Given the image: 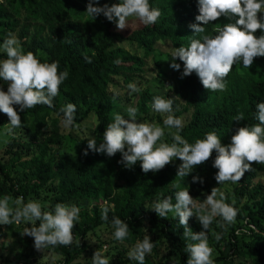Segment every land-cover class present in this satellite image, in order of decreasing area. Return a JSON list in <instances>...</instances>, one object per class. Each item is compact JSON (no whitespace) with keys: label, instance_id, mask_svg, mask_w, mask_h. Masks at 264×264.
Listing matches in <instances>:
<instances>
[{"label":"trees","instance_id":"16d2710c","mask_svg":"<svg viewBox=\"0 0 264 264\" xmlns=\"http://www.w3.org/2000/svg\"><path fill=\"white\" fill-rule=\"evenodd\" d=\"M6 2L17 16L52 28L49 44L34 36L27 45L25 30L21 32V40L28 52H33L41 62L58 61V71L67 70L69 76L60 85L59 94L53 100L54 108L37 105L19 112L18 106H14L30 141L20 144L12 139L4 154L0 155V196L8 194L13 198L23 197L27 202L31 192L41 190L53 179H60L59 202L75 204L83 209L89 202L101 197L108 201L109 221L106 223L101 220V211L105 206L101 209L93 207L92 216H87L74 228L80 238L84 239L100 226L111 227V219L115 216L125 221L130 229L123 243L135 244L137 240L143 239L144 229L149 224L151 229L157 231L160 240L171 242L175 252L181 255L180 263L174 264H186L188 257L184 251V229L179 225L178 217L168 213L166 218H161L150 210L147 203L168 196L173 197L175 203V192L184 187L189 188L190 175L177 178V168L171 164L157 173L145 174L140 162L133 167L135 171L129 172L124 164L118 163L121 160L120 153L109 158L106 154L91 150H88L87 156L83 152L87 149L88 138L94 137L99 145L107 124L113 120V113H120L121 107L112 97L114 87L118 86L117 78L130 81L129 76L138 72L144 64L137 55L115 48V42L134 43L146 56L155 52V45L167 41L173 48L188 46L191 39L199 38V35L193 37L195 33L190 28L199 15L198 0H149L153 8L161 11L157 22L143 25L136 17H129L124 30H117L115 24L103 15L95 19L89 16L90 24L84 30L78 27L77 23L84 18L82 5L85 0ZM104 4L111 6L115 3L99 0L96 6L102 7ZM220 19L205 26V34L214 35V25ZM55 24L60 27H53ZM16 27L17 23L0 7V32L8 35ZM22 49L25 51V48ZM85 55L91 63L85 61ZM0 59H6V54H0ZM181 64L183 66L182 61ZM226 80V90L213 92L202 86L194 72L185 77L180 98L193 109V115L192 121L183 127L180 134L189 143L197 138L202 139L207 132L215 131L222 145H227L237 128L259 123L255 114L256 105L264 102V57L255 58L251 71L235 64ZM0 85L7 91L6 82L0 80ZM147 102L146 98L141 101L137 114L139 121L150 114ZM67 103L76 105L75 124L81 125L89 119L95 121L90 136L83 138L75 135V126L71 129L61 126L55 113ZM238 112L244 114V119L239 123L233 121ZM44 133L46 135L42 136ZM214 159L215 152L207 162L196 167L205 170L208 175H215L217 170L212 167ZM251 167L252 170L245 173L235 189L241 198L250 190L258 174L264 172L262 164L253 163ZM16 173L22 174L17 177ZM118 178L124 179L122 185L118 183ZM173 181L179 184V188L173 187ZM251 193L255 209L248 205L241 209L246 221L230 233V239L221 248L220 257L214 259L215 264H240L237 261L242 257L252 264H264V185H257L251 189ZM189 227L194 232L201 231L195 217L190 218ZM238 230L241 232L238 233ZM50 248L62 256V261L57 264H83L78 263L77 259L86 251L87 245L82 242ZM152 258L146 256L144 264H172L169 258L164 262H156ZM117 264L138 262L127 259Z\"/></svg>","mask_w":264,"mask_h":264},{"label":"clouds","instance_id":"9594fccd","mask_svg":"<svg viewBox=\"0 0 264 264\" xmlns=\"http://www.w3.org/2000/svg\"><path fill=\"white\" fill-rule=\"evenodd\" d=\"M98 3L99 0H89L84 14L94 19L103 15L115 24L117 30L127 28L129 17H136L143 25H150L155 24L161 16V11L153 8L149 0H119L111 6H93ZM198 11L196 23L190 28L195 33L193 37L199 35V38L191 39L188 46L174 48L170 67L180 71L181 65L175 62V58H178L183 62L181 79L194 72L205 89L224 91L227 87L226 77L235 64L242 63L244 68H250L254 58L264 57V0H198ZM220 17L238 19L234 23L215 24V34H205V26ZM258 30L262 33L259 37L255 35ZM0 52L6 54V59H0V80L7 85V91L0 85V113L5 114L10 121L3 126L6 133L13 134L14 129L22 125L21 116L14 106H18L19 112L37 105L54 108L53 100L69 73L67 70L58 71V61L41 62L33 52H25L12 33L0 43ZM84 59L91 63L87 55ZM127 88L130 95L142 91L137 83H129ZM173 103L174 99L160 95L152 98V110L166 114L163 126L156 121L138 122V109L131 105L125 108L124 113H113V120L107 124L102 141L97 145L94 137L86 139L87 149L83 155L87 156L88 150L106 154L109 158L120 153L121 160L118 163L131 167L139 161L145 174L157 173L179 158L182 163L177 169L178 178L187 177L194 166L204 164L215 152L212 167L217 170L214 178L219 185L239 182L246 172L252 170L253 163L264 165V102L256 105L255 119L259 123L237 128L227 145H222L215 131L207 132L202 139L197 138L189 143L180 134L184 122L175 116ZM76 111L75 104L67 103L55 113L64 129L79 127L75 124ZM243 119V112L233 117L237 123ZM165 129L171 136V143L164 139ZM192 182L203 184L204 181L194 176ZM171 184L179 188L178 183L173 181ZM174 200L175 203L171 196L159 198L152 204L151 210L161 218H166L168 213L178 217L179 225L184 229V251L188 257L186 264H215L212 259L214 249L209 245L211 225L217 217L220 218L217 227L224 231L235 224L239 210L235 208L234 202H226L220 187H213L211 194L203 200L194 199L189 194V188L184 187L175 192ZM80 211V207L75 204L58 202L45 210L39 200L29 199L25 202L23 197L13 198L8 194L0 196V225L24 224L22 236L33 238L34 248L39 252L58 245H71L75 239L73 229L80 220ZM108 213L109 207L105 206L101 211V220L106 223L109 221ZM192 217L202 226L201 231L194 232L189 227ZM111 227L115 240L123 242L128 238L130 229L125 221L113 216ZM211 234L216 241L221 239V233L212 231ZM154 246L150 236L145 235L131 247L128 258L144 264L146 254H150ZM105 251L106 247L96 250L91 264H110L109 258L104 255Z\"/></svg>","mask_w":264,"mask_h":264},{"label":"rangeland","instance_id":"374dc122","mask_svg":"<svg viewBox=\"0 0 264 264\" xmlns=\"http://www.w3.org/2000/svg\"><path fill=\"white\" fill-rule=\"evenodd\" d=\"M109 1L117 3V0ZM88 2L89 0H85L82 5L84 13L86 12ZM96 5L97 4H94L93 6ZM0 7H2L4 11L7 12V15L17 23V27L12 34H14L18 39L19 46L21 48H25V52H28V50L27 46H24L23 41L21 40V32L23 30L26 31L25 41L27 45L31 42L34 36L39 37L41 40L49 44V39L52 35L51 27L45 26L44 24L37 21H27L23 16H17V14L10 10L9 3L6 2V0H0ZM83 17L84 18L77 23L78 27H80L82 30H84L85 27L90 24V22H88L89 16L84 14ZM235 19H238V17H235L232 20H229L226 17H221L218 24L224 25L227 23H234ZM53 27L58 28L60 27V25L55 24ZM261 34L262 33L259 30L255 33L257 37H259ZM7 36L8 35L0 32V43H2ZM115 48H121L137 55L142 59L144 63L138 72L129 76L131 78L130 81H125L121 78H117L116 80L118 86L114 87V93H112V97L117 102V105L121 107L120 113H124L125 108L129 105L136 107L139 110L142 105V99L146 98V100L149 101L147 102V107L150 109V114L148 116L141 117V120L139 122H142L143 120L149 122L156 121L161 126H163V120L166 114L156 113L151 108L152 98L154 96L160 95L166 99H174L172 107L175 116L183 119L184 126L188 125L192 121L193 109L189 108L186 101L180 98L181 87L183 85L185 77L183 79L180 78L183 72V66L178 58H175V62L181 65L180 71H176L170 67V64L173 62V58L171 56L174 50L171 43L167 41L165 44L163 43L155 45V47L153 48L155 49V52L150 53L149 56H146L145 52L139 49L136 44L130 42L121 40L116 41ZM2 53L3 52H0V54ZM237 64L241 69H245L247 71H251V68L254 66V62L250 68H244L242 66V63ZM129 83H137V85L142 88V91H140L139 93H132L130 95V90L127 88V85ZM8 123H10L8 117L5 114L0 113L1 156L4 154V151L7 149L8 144L12 139H16L18 142H20V144L23 141H30V138L26 136V130L22 125L21 127L14 129L13 134H7L6 129L3 126ZM94 125L95 121L93 119H89V121H86L85 123L79 125V127H76L74 129V133L75 135L78 134L79 137L85 138L91 135V128ZM172 131L174 132L175 129H172ZM165 132L166 135L164 139L167 142L171 143V136L167 134L168 130L165 129ZM45 135L46 133H44L42 136ZM138 162L136 164H138ZM181 163L182 161H180L179 158H175L170 164L178 169ZM135 165L126 167V169L129 172H133L135 171V169L133 168ZM21 174L22 173H16L15 175L17 177H20ZM189 175V193L194 199L203 200L206 198V195L211 194V189L213 187H220V190L225 194L226 202L229 204H233L234 202L235 208L239 210L236 218V223L228 226L227 231H224V229L217 227L216 220H220L219 217L215 218V220L213 221L209 232V245L214 249L212 256V259L214 260L220 257L221 248H223L224 244L230 239V233L233 230L237 229L240 225L244 224V222L246 221L243 218L244 212L241 209L243 207H246L247 205L250 206V208L255 209L253 206L254 204L251 200V189H253L257 185H264V172L258 174L255 180H253V184L250 187V190L247 191V193L242 198L240 197L241 195H238V193L235 192V189L239 186V182L235 184L225 183L223 185H219L214 178L215 175H208L205 170H200L196 166H194L192 172ZM194 176L202 178L204 181L203 184L199 182L193 183L192 181ZM27 182H30V180H27ZM60 183V179L51 180L47 185L41 188V190L31 192V194L29 195V199L39 200L42 205L45 206V210L54 207V205L59 202L58 197L61 195ZM118 183L122 185L124 183V179L118 178ZM159 198L163 197L155 198L151 202L147 203V206L150 208V210L152 208V204ZM107 204L108 201L102 197L97 201L89 202L87 206H84V208L81 209L80 220L75 224L74 228H76L83 219L87 218V216H92L93 207L98 206L101 209ZM151 211L154 212L153 210ZM171 214L174 215V213ZM196 221L198 227L200 228V230H202V226L197 219ZM27 226L31 227V225ZM37 226H39V222H37ZM24 227V224L0 225V264H57L62 261V256L57 254L50 247L45 249L44 252L35 250L33 238L22 236ZM144 231V236L149 235L151 238V242H153L155 245L152 252L150 254H146V256L151 258L153 257L152 259L156 262H164L165 259L169 258L172 264L180 263L181 255L178 252H175L176 250H174L171 242H169L168 240H160L157 231L151 229V226L149 224H147ZM212 231L221 233V239L219 241H216L215 237L211 234ZM237 232L240 233L241 230H238ZM73 233L75 237L73 241L74 244L77 245L80 241V243L84 242L87 245L86 251L83 252L77 259L78 263L83 264L91 262L93 253L98 249L103 250L105 249V247L106 251L104 252V255L109 258L110 264H117L120 261L129 259L127 253L134 245L115 240L113 238L112 227H109L107 225L100 226L95 230L89 232L84 239L75 234L74 229ZM247 239L249 238H246L245 240ZM122 252L125 253V255H121ZM237 262L240 264H252V262L243 257L240 258Z\"/></svg>","mask_w":264,"mask_h":264}]
</instances>
